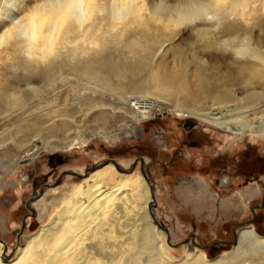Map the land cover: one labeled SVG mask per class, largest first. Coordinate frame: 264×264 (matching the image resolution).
Segmentation results:
<instances>
[{
  "label": "bare ground",
  "instance_id": "6f19581e",
  "mask_svg": "<svg viewBox=\"0 0 264 264\" xmlns=\"http://www.w3.org/2000/svg\"><path fill=\"white\" fill-rule=\"evenodd\" d=\"M263 23L264 0H0V146L3 137L19 136L13 141L24 149L32 132L35 137L70 128L66 117L72 110L59 99L60 84L71 76L121 98L140 92L161 99V104L151 97L128 99L124 112L137 131L139 122L160 109L196 117L236 136L262 133ZM188 24H194L208 47L223 42L235 62L229 67L197 57L195 89L188 87L184 60L178 61L179 71L162 72L166 48H175L180 28ZM219 33L228 36L219 42ZM111 46L118 57L105 53ZM234 82L250 92L239 97L231 88ZM89 96L79 100L87 110L106 103ZM207 98L212 108L202 106ZM235 101L240 107L230 109ZM121 132L99 135L114 142ZM58 146L45 143L50 149ZM69 188L49 199L54 209L49 220L24 235L19 250L11 253L0 240V264H264V235L252 223L235 233L231 250L213 259L192 246L182 258L172 257L173 245L152 216L150 183L139 170L121 172L108 162ZM241 192L249 202L260 191L251 186Z\"/></svg>",
  "mask_w": 264,
  "mask_h": 264
},
{
  "label": "rangeland",
  "instance_id": "374dc122",
  "mask_svg": "<svg viewBox=\"0 0 264 264\" xmlns=\"http://www.w3.org/2000/svg\"><path fill=\"white\" fill-rule=\"evenodd\" d=\"M256 27V31L259 32V25ZM178 34L173 41L175 48L170 49L169 46L166 48V50L169 49V53L164 60L162 72L179 71L178 61L184 60L186 66L184 70L187 69V72H183L184 70L182 72L186 75L189 88L195 89L197 82L196 75L197 68H199L197 57H202L212 64L222 61L229 67L234 65V58L229 50H225L224 43L213 48L203 44L198 38L194 24L182 26ZM220 34L217 36V39L221 37L219 42L228 36L224 33ZM109 49L105 53H112V56L118 57V51L114 49V46ZM76 78L71 76L60 84L59 104L62 107L65 104V108L72 110L70 111L71 116L66 117L70 128L57 130L56 135L44 132L42 135L40 133L41 136L34 137L35 134L33 135L34 132H32L29 138L36 140L31 141L27 137L26 139L30 142H27L28 145L26 144L24 149H20L13 141L18 140L19 136L18 138L17 136L3 137L6 141L0 146V240L7 245L11 253L22 247L25 236L36 231L49 220L54 210L49 199L68 192L69 186L74 182H79L85 175L77 176L70 172L84 173L97 162L108 159H115L121 167L126 168H130L140 157L145 159V166L156 187V215L170 231L172 242L182 243L176 247L169 245L170 254L175 259L182 258L191 246L206 250L209 258L213 259L233 248L232 242L235 238L232 239L233 231L237 233L242 227L251 223L256 225L260 234L264 235V205L259 207L264 195V174L257 172L258 176L250 180L249 185L250 183L259 184L263 189V194L252 195V200L249 202L240 192L246 187L244 185L246 178L231 177V173H235L244 160L251 159L254 154H259L264 158V132L236 136L196 117L180 118L169 111L160 109L156 111L154 117L139 122L136 125L139 127L137 131L131 128L132 121L125 113L128 110L125 105L128 99L151 97L158 104L162 103L161 99L155 96H144L140 92H133L121 98L117 93L102 90L86 79ZM246 87L245 84L234 82L231 88L240 93V97L250 92V90L246 92ZM82 95L86 97L90 95L89 97L106 103L87 110L83 100L79 101ZM236 104H239V107L241 105L235 101L230 104L229 108H233ZM212 105V99L202 100V106L206 109L209 106L212 108ZM101 109L104 111L101 112ZM97 110H100L101 114L96 115ZM250 116L252 119L254 115ZM261 116L257 114V117ZM185 119L195 121L196 126L191 130L184 128ZM50 123L51 121L46 122L45 125ZM105 131L112 134L122 131V137L112 142L109 137L99 135ZM128 131L131 135L126 136L125 132ZM44 141L45 143L51 141L60 146L55 149L46 148ZM4 149L6 153L3 152ZM55 152L62 155V161H54L51 164L48 158ZM20 158L23 161L20 162ZM140 166L141 163L138 161L133 171H141ZM24 173L29 175L25 176L26 182L22 176ZM47 173L48 182L51 185L44 186L42 194L39 195L38 191L40 192L41 184L45 181L43 178ZM118 174L121 173L118 172ZM34 175L36 185L32 187ZM218 178L234 180L235 187L219 186L216 183ZM56 187L59 189L55 190ZM37 193V198L30 200ZM28 200L35 209L34 214L26 204ZM44 202L47 204V212L45 211L43 215ZM24 216H27L26 226L18 239L17 234ZM194 239L200 245L195 244ZM212 244L221 247L210 252L206 248Z\"/></svg>",
  "mask_w": 264,
  "mask_h": 264
},
{
  "label": "flooded vegetation",
  "instance_id": "af4514ba",
  "mask_svg": "<svg viewBox=\"0 0 264 264\" xmlns=\"http://www.w3.org/2000/svg\"><path fill=\"white\" fill-rule=\"evenodd\" d=\"M183 127H184V121H183ZM192 129V128H191ZM190 129V130H191ZM57 153V152H55ZM54 153L50 154L49 155V158L48 160L50 161L51 164L54 163V161H61L62 160V155L60 156L61 158L57 157V156H51L53 155ZM243 163V162H242ZM245 163V164H244ZM244 163L237 169V171H235V173H231V177H236V178H239V177H245L246 178V181H244V185H246V187H244V190L247 189L248 187H251V186H254L255 188L257 187L259 189V194H263V189L262 187L259 185V184H251L249 185V182L250 180L254 179L256 176H258L257 174H264V158H262L261 156H259V154H254L253 157L251 159H246V161L244 160ZM148 169V168H147ZM224 172V171H223ZM258 172V173H257ZM28 175V173H24L22 176H23V179H24V182H26L27 179H25V176ZM29 176V175H28ZM45 181L41 184V187L47 183H50L48 182V173L44 176L43 178ZM234 181V180H233ZM233 181L229 180V179H225V178H218L217 179V184L219 186H225V187H228L230 188L231 186H234L235 187V184L233 183ZM32 187H34L36 185V176L34 175V177L32 178V183H31ZM51 185V184H50ZM249 185V186H248ZM242 189V188H241ZM238 190V189H237ZM243 191V190H241ZM240 191V192H241ZM239 192V194H240ZM39 193V191H38ZM37 193V194H38ZM256 196V194L254 195ZM253 196V197H254ZM252 200V199H251ZM250 200V201H251ZM262 205H264V195H263V200L261 201V204L259 205V207H262ZM30 208L32 210L35 211V209L30 205ZM254 212H256L254 209H253ZM232 239L235 237V231L232 232ZM194 241V240H193ZM219 247L221 246H218L217 244L215 245H210L209 247H207L206 249L209 250L210 252L213 251L214 249H218Z\"/></svg>",
  "mask_w": 264,
  "mask_h": 264
},
{
  "label": "water",
  "instance_id": "95a60500",
  "mask_svg": "<svg viewBox=\"0 0 264 264\" xmlns=\"http://www.w3.org/2000/svg\"><path fill=\"white\" fill-rule=\"evenodd\" d=\"M196 124H197V123H196L195 121L191 120V119H185V120H184V128H186V129H189V130H190L191 128H194V127L196 126ZM51 156H52V157H53V156H57V157L61 158V157H60V156H61L60 153H54V154L51 155ZM61 161H62V160H61ZM138 161H140V163H141L140 168H141V172H142V174L144 175L145 179L150 183L151 193H152V198H153V201H152L151 204H150V206H151V208H152V216H153L155 222L157 223L158 227H159L160 229H162V230L165 232V234H166V236H167V239H168V242L171 243V244H172L173 246H175V247H176V246H180V245L182 244L181 242H180V243H174V242H172V240H171L172 237H171V233H170V231H168V229H167V228H166V227H165V226L159 221V219H158V217H157V215H156L155 210H156V206H157V200H156L155 185H154L153 180H152L151 177H150V173H149L147 167L145 166V159H144L143 157H140L139 160L134 161V163L131 165L130 168L121 167V166H120V163H119L118 161H116L115 159H108V160H105V161L97 162L93 167L86 169L84 173H79V172H76V171H72V172H70V173L73 174V175H77V176H83V174L86 175V174H88L90 171H93V170L96 169L97 167H99V166H101V165H103V164H106V163H108V162H112V163L116 166V168H117L119 171H121V172H125V173H129V172H132V171L136 168ZM46 185H50V183H47V184L43 185V186L41 187V189H40L39 194H42V191H43L42 189H43V187L46 186ZM37 195H38V194L32 196L30 200H32V199H34V198H37ZM30 200H28V201L26 202V204H27L28 208L31 210V213L34 214L35 211L32 210V209L30 208V204H31V201H30ZM26 219H27V216H24V218H23V220H22L21 228H20V230H19V232H18V234H17L18 239H19V237H20L21 232L23 231V229H24L25 226H26ZM201 246H202V245H201ZM204 247H205V246H204Z\"/></svg>",
  "mask_w": 264,
  "mask_h": 264
},
{
  "label": "built area",
  "instance_id": "2783aa9c",
  "mask_svg": "<svg viewBox=\"0 0 264 264\" xmlns=\"http://www.w3.org/2000/svg\"><path fill=\"white\" fill-rule=\"evenodd\" d=\"M138 99V98H137Z\"/></svg>",
  "mask_w": 264,
  "mask_h": 264
}]
</instances>
